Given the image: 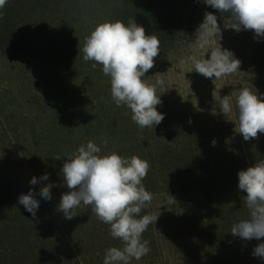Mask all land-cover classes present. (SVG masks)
Wrapping results in <instances>:
<instances>
[{
	"label": "trees",
	"instance_id": "trees-1",
	"mask_svg": "<svg viewBox=\"0 0 264 264\" xmlns=\"http://www.w3.org/2000/svg\"><path fill=\"white\" fill-rule=\"evenodd\" d=\"M70 1L7 0L0 9V64L19 75L24 63L30 64L36 56L33 64H39L43 60L40 52L53 46L51 24L73 9L70 6L75 2ZM155 1L164 6L141 9L103 0V4L111 3L107 22L119 20L127 25L134 18L146 35L158 37L160 53L154 63L189 48L198 37L205 13L216 15L204 0ZM81 4L87 6V0H79ZM236 33L248 41L241 50L246 63L239 81L247 83L243 88L264 98V38L252 43L251 30ZM86 36L78 30V38ZM65 63L61 69L69 72ZM45 74L53 75L47 68ZM45 74H38L39 82ZM28 81L33 86V80ZM22 95V91L0 84V264H103L108 248L122 246L90 207L77 208L71 220L57 211L61 195L68 191L60 169L67 157L89 140L101 148V155H135L150 164L142 183L153 199L140 215L158 211L160 215L142 234L151 251L132 264H246L238 239L230 231L235 209L226 201L238 195L237 188L221 193L206 122L192 121L187 111L161 100L157 110L165 118L155 128L141 130L126 106H112L110 87L79 92L58 78L26 95L27 100L21 99ZM88 116L94 119L87 120ZM240 137L247 168L264 160V133L250 141ZM105 139L107 147L102 143ZM57 156L61 159L56 160ZM227 159L237 162L233 154ZM45 174L49 175L47 182L30 185L33 177ZM46 183L56 185L51 189V201L39 195ZM30 188L40 202L35 218L18 203V197Z\"/></svg>",
	"mask_w": 264,
	"mask_h": 264
},
{
	"label": "clouds",
	"instance_id": "clouds-1",
	"mask_svg": "<svg viewBox=\"0 0 264 264\" xmlns=\"http://www.w3.org/2000/svg\"><path fill=\"white\" fill-rule=\"evenodd\" d=\"M204 3L224 17L227 21L225 29L251 30L257 42L264 38V0H204ZM6 4L7 0H0V9ZM2 16L0 12V18ZM220 31L218 17L211 12L205 13L197 31L202 33L204 44L209 42L208 37L220 34ZM159 44L156 35H146L144 27L130 18L127 25L119 20L98 24L85 37L82 47L83 61H91L93 69L98 65L102 67V73L110 78L112 101L117 107L126 106L131 112V120L141 130L155 128L165 118L157 110L161 100L156 94L157 86H163V80L148 84L142 79L154 67V58L160 53ZM189 59L193 71L210 79H221L238 71L241 63L234 53L219 45L207 59L200 60L195 56ZM218 106L223 116L235 110L238 133L244 141L257 139L258 133H264V98L248 88H240L220 98ZM213 114H216L215 109ZM102 143L107 147V139ZM212 144L215 146L214 140ZM149 171V162L138 156L122 157L116 152L101 155V148L91 140L69 155L60 169L59 174L68 191L61 195L57 211L71 220L76 216L77 208L90 207L100 222L109 225L110 236L121 242V247H110L105 251L103 264H132L133 260L139 261L151 251L150 242L142 240V234L150 224L156 223L160 211L140 215L153 199V194L142 183ZM237 176L238 190L246 193L243 203L249 215L247 219L233 222L231 235L244 241H260L264 238V160L239 171ZM48 180L49 175L45 174L33 177L29 183L35 186ZM54 186L46 183L40 189V197L51 201ZM18 203L36 217L40 202L31 188L27 194L18 197ZM252 255L264 260V243H259Z\"/></svg>",
	"mask_w": 264,
	"mask_h": 264
},
{
	"label": "rangeland",
	"instance_id": "rangeland-1",
	"mask_svg": "<svg viewBox=\"0 0 264 264\" xmlns=\"http://www.w3.org/2000/svg\"><path fill=\"white\" fill-rule=\"evenodd\" d=\"M106 1L114 3L116 6H129L141 9L164 6L163 3L155 0ZM70 3H74L73 6H70L73 9L68 10L66 16L61 20L57 19L52 22V33L50 36L53 46L40 52L43 60L39 64H33L38 60L37 56L30 64L25 62L21 68L20 75L19 72H10L4 64H0V84L10 85L13 91H22L21 99L27 100L28 97L26 95L35 93L39 88H46V85H51L54 81H57V78L66 85L75 86L79 92H84L88 88L93 87L103 91L110 87V78L102 73L101 66L98 65L93 69L91 61L87 63L83 61L82 47L85 39L84 37L78 38L77 33L78 30H82L89 35L99 23L107 22V17L112 11L109 7L111 3L103 4V0H87V6L84 4L79 5V0H71ZM166 3L170 4L169 2ZM172 4L174 5L175 2ZM90 5L99 7L92 9L89 7ZM183 6L194 7V4H183ZM91 9L94 10L92 14H90ZM216 16L218 17V24L221 30L220 34L217 33L215 36L208 37L209 42L204 44L202 33L198 32V37L189 48H181L176 55L158 60L142 79H146L148 84H155L157 80L162 79L164 82L163 86H157L156 89V94L160 95V100L170 102V105H173L176 110L187 111L189 119L192 121L206 122V136H208V144L212 147L215 157V173L223 189L221 193L231 190L233 187L237 188L238 195L226 201L233 205L235 212L232 217H235L234 222H238L247 219L249 215L248 209L243 203V196L246 193L238 190L237 176L239 171L247 169V164L242 150L241 137L238 133L235 110L230 115L223 116L220 113L218 104L220 103V98L243 88V84L247 85V83L239 81V78L242 75V71H245L246 63V59L242 57L241 50L242 47L248 44V41L244 42V36L236 33V31L225 29L224 24L227 21L224 20V17L221 18V14L217 11ZM77 17H80L79 21H76ZM202 18L204 20V17ZM110 22L114 21L111 19ZM254 39L252 31V43ZM218 45L222 49H227L234 53L235 58L240 60L238 71L221 79H215L214 77L211 79L205 78L193 71L189 57L195 56L200 60L207 59ZM73 56H76L77 59L75 60ZM63 63L69 64V72L61 69ZM46 68L53 75L45 74ZM39 73H43L46 76L43 82H39V78L37 79ZM156 74L163 76H154ZM11 75H14V77L11 78ZM29 79L33 80V86L29 83ZM43 83L44 85H42ZM256 85L255 83L251 86L255 88ZM91 93L92 91L89 94L93 96ZM232 99L234 104L235 96ZM95 100L96 102L98 101L96 98ZM111 104L115 109L120 108L114 102ZM213 109H215L216 114H213ZM93 119V116H88L87 120L92 121ZM29 120H34V114ZM213 140L215 141V146L212 144ZM232 154L237 162H231L227 159V156ZM228 202L225 203L229 207ZM237 239L246 264H264V260L255 258L252 255L253 249L259 243H264V238L260 241H244L238 237Z\"/></svg>",
	"mask_w": 264,
	"mask_h": 264
}]
</instances>
